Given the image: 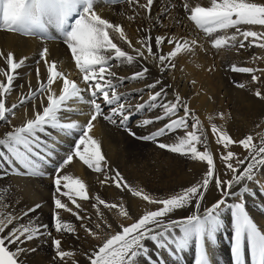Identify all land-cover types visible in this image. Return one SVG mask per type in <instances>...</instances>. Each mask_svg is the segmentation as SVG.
I'll list each match as a JSON object with an SVG mask.
<instances>
[{"label": "snow or ice", "instance_id": "obj_1", "mask_svg": "<svg viewBox=\"0 0 264 264\" xmlns=\"http://www.w3.org/2000/svg\"><path fill=\"white\" fill-rule=\"evenodd\" d=\"M124 2L136 15L140 14V10L150 12L154 6V0H146L144 3L140 0ZM113 3L114 0H0V31L26 37L39 36L45 41L61 38L85 86L81 88L76 81L59 71L57 62L48 60L50 52L45 47L40 51L39 58L44 62L46 79L41 76L38 67V87L35 90L29 87L27 94H21L19 103L8 106L6 100L8 94L14 90V80L19 75L17 70L25 66L27 58L14 62V54L7 53V71L0 69V75L6 77L5 82H0V122L3 125L10 124L9 117L15 116L13 109L29 103L33 104V115L20 126L12 125L9 130L0 132V162L4 164V167L0 168V179L10 174L28 179L41 178L48 175L49 165H57L54 168L57 175L53 184L59 196L54 198L55 210L52 217L57 234L77 231L72 223L61 219L62 212L71 213L80 221L87 219L59 198L67 197L77 209H80L81 205L77 203L76 198L81 201L89 200L86 185L81 180L59 175L61 169L70 164L74 157L92 171L103 173L101 184L113 183L117 189H126L132 197L139 198L147 205L157 206L154 210H146L138 218H133L123 203H107L99 196L95 197L96 203L92 204V207L96 209V215L101 219L104 217L98 205H103L109 211L115 210L113 215L117 216V227L120 230L115 231L111 222L103 221L106 228L112 229L115 234L107 235L102 243L87 254L90 264H140L141 260L144 264H165L163 254L176 259L179 264L178 258L191 248H194V264H213L210 251L217 243L218 233L223 229L225 212H230L232 219V264H246V246L250 264H264V232L246 210L245 203L257 188L264 192V177L261 176V173H264V131L256 134L258 142L252 134L237 141L227 131L215 124L211 125L215 143L222 146L220 160L227 174L222 177L217 174L214 154L208 149V137L204 134L200 120L178 93L173 94V100L162 99L168 94L167 86L162 84L161 79H154L145 85L148 90L146 101L137 103L134 108L127 104L128 98L117 90L123 85L125 78L118 77L116 72L111 70L114 66L125 63L134 65L138 58H151L163 72L175 67L172 61L178 54L192 52L196 40L181 42L167 35H157L154 38V51L153 38L148 35L138 39L136 44L139 47H134L120 24L102 18L96 10L99 6ZM183 8L187 20L210 39L213 49H240L252 46L264 49V0H208L207 6H201L200 3L190 6L188 2H184ZM168 10L163 9L164 12ZM144 18L149 17L146 15ZM127 19L132 21L134 17L129 15ZM151 27L150 24L149 30ZM112 32L118 34L119 39L126 43L135 55L128 54L114 43L110 36ZM165 43L173 47L166 54H161ZM230 70L233 73L251 74L253 84L260 81V76L255 73H264V69L236 65H232ZM149 73V68L142 67L127 79L145 80ZM236 87L243 89L246 85L237 83ZM254 94L264 100V94L259 88ZM142 96L143 93L141 99ZM37 98L41 101L39 106L35 104ZM77 103L90 106L87 111L90 118L86 124L73 121L66 115L68 112L85 114L83 109L76 111ZM149 109L162 111L154 118L143 119L140 127L159 121L166 122L148 135L137 136L127 127L130 116L133 110L138 114ZM181 109L183 115H179ZM98 118L112 125H119L129 136L156 143L158 148L169 153L205 163L206 172L202 179L193 185L163 198L149 194L142 188L132 187L118 170L111 169L114 175L109 176L107 162L101 154L98 141L90 135L94 127L93 122L98 121ZM262 125L264 122L256 127L261 128ZM178 130H183L184 135H175ZM73 136H78L74 148L62 160L56 159L60 143ZM163 137H168L169 141L174 137L175 142H158V138ZM233 145H238L244 150L243 158H239L231 150ZM198 146H203L202 150ZM62 182L63 187L71 189L74 195L69 191H61ZM213 190H218L220 196L201 212L202 202ZM9 192L10 186L0 183V264H27L24 257L35 249L26 245L51 233L46 231V225H41L36 217L30 215L36 212L40 205L5 211L12 207V203L7 199ZM188 208H195V211L185 217L176 216L177 212ZM124 220L132 222L125 224ZM79 227L88 235L101 239L97 232L85 223H81ZM95 227L104 231L101 223H97ZM149 244L157 250V256H153ZM51 245L57 264L72 255L71 251L62 250V241L59 238L52 237Z\"/></svg>", "mask_w": 264, "mask_h": 264}, {"label": "bare ground", "instance_id": "obj_2", "mask_svg": "<svg viewBox=\"0 0 264 264\" xmlns=\"http://www.w3.org/2000/svg\"><path fill=\"white\" fill-rule=\"evenodd\" d=\"M140 2L144 3L146 2V0H140ZM184 2H188L190 6H195L196 3H200L201 6H207L208 4V0H154V6L150 10V12L146 13L144 10H140V14L136 15L128 6V4L124 2V0H114L113 4L108 6H99L96 10L98 11V14L102 16V18H106L112 23L120 24L125 30L126 37L131 41L134 47H139V45L136 44V41L138 39H141L148 35L153 38L152 43L154 51V38L157 35H167L170 38L179 39L181 42H183L184 40H196V44L193 46L192 52H181L180 54H178V56L176 58H173L172 61L175 67H170L163 72H161L160 68L157 67L156 61L152 60L151 58H149L148 60L138 58V61L135 62L134 65H127L125 63L123 65L114 66L111 70L116 72L118 77L125 78L123 85L117 90L128 98L126 102L127 104L133 105L134 103L136 105L135 102L139 101L140 103L146 101L148 99V90L145 88V85L157 78L162 80V84L164 86H167L166 91L168 95L166 98L162 99L173 100V94L178 93L182 97L184 102L188 104L192 112H194L197 118L200 120L201 125L204 129V134L208 137V149L214 154V163L216 164L218 169L217 174L225 177L227 174L220 160L222 146H219L215 143V137L211 133V125L215 124L217 127L227 131L231 135V137L237 141L248 134H252L258 142L259 138L256 136V134L260 131H264V125H262L261 128H257L256 126L264 122V118L261 119V117H264V106L260 110V118L254 120L250 118H244V120H231L226 122L221 121L219 123H213L207 117V107L209 102L214 99L217 102L218 107L223 112L232 109V105L229 103V100L226 97V93L228 91L237 93L235 89L236 84L240 83L244 77L251 76V74L233 73L230 70L231 66L236 65L252 67L255 69H264V49H256L255 46L240 49H213L210 44V39L205 37L202 32L196 29L195 26L187 20V14L185 12V9L183 8ZM165 8H168L169 10L167 12H164L163 9ZM129 15H132L134 17L132 21H129L127 19ZM146 15L149 17L148 19L144 18ZM150 24L152 25V27L149 30ZM110 36L113 39V42L121 47L122 50L126 51L130 55H135V52H133L126 43L119 39L118 34L112 32L110 33ZM247 43L248 42L246 41L245 44L247 45ZM45 47L48 48L49 51H52L51 61L57 62L58 70L64 73L69 79L78 82L81 88H84L85 86L81 82L80 73L75 68L74 62L71 60L70 52L66 48V45L62 42L61 38L56 37L45 41L39 36L26 37L18 34L0 31V54H2L0 55V58L4 60L7 53L12 52L14 54V60L16 62H19L18 58L21 57L22 52L29 50L32 51L33 48L43 49ZM172 47L173 45L165 43L162 46L161 54H166L172 49ZM251 52H256V56L259 57V59H250L248 56L251 55ZM30 55L31 54H29V56ZM145 55H147V53H145ZM32 63L33 61L26 62L25 67H31L30 65H32ZM36 66L31 68L35 71V76L32 77V79L30 78L27 69H22L19 71L16 82L20 84V87L18 88L16 96L10 94L7 97L6 104L8 106L13 103H19L21 94H27L29 87H31L33 90L38 87V67L40 69L41 76L46 79V68L44 66V63L37 64ZM142 67H147L150 70L147 79L136 81H129L127 79V77H130ZM255 74L260 76L259 83H264V73L257 71ZM142 93L143 96L141 99ZM208 94H210L209 98L207 96ZM85 95L87 94L85 93ZM40 102V98H37L35 104L39 106ZM44 103L46 104V99L44 100ZM195 103H197L196 107L190 106L191 104ZM89 107L90 106L88 105L77 103L75 105L76 111L79 112L81 109H83L85 114H73L72 112H68L66 113V115L71 120H75L82 125L86 124L87 120L90 118L87 115ZM13 111L15 113V116L9 117L11 121L10 124L3 125L2 122H0V132L9 130L12 125L20 126L23 122L26 121V119L32 118L33 104L29 103L25 106L19 107L18 109H13ZM179 115H183V109L180 110ZM145 116H147V114ZM141 119L135 117L134 113H132V115L130 116L129 121L131 123L133 122L131 127L133 128V132L136 129L140 130V128H143L139 126ZM165 122L166 121H161L159 125L161 126V124L163 125ZM97 123L102 126L103 131L105 129L106 131H111L110 128L123 129L124 131V128L120 127L119 125H112L104 121L102 118H98V121L93 122L94 127H96ZM189 123H191V121H189ZM148 128L150 129L151 127ZM113 129L112 131H114ZM155 129L158 128L155 127ZM188 130L190 131L191 129L189 128ZM145 131L143 129V132ZM141 132L137 133V135H140ZM90 135L93 139L98 141L101 154L104 159L105 157L111 158L113 153L108 149V146L105 144L102 136L95 132L93 129L91 130ZM142 135H146V133ZM175 135L183 136L184 131L178 130ZM75 139H78V136L69 137L67 140H64L60 143V146L57 148L58 157L56 159L62 160V158H65L66 155L69 154L70 150L75 146ZM173 140H175L174 137ZM163 142H168V137H165ZM148 143H151V141H149ZM154 145L156 144L154 143ZM150 146L151 145L149 144H145V148H148ZM156 147L157 146H155V148ZM202 147L203 146H198V148H200L201 150ZM162 150H164L165 152H163ZM162 150H158L159 154H146V158L141 159L137 163V165H135L131 169L126 170L125 179L130 183L132 187L142 188L149 194H154L158 197L163 198L165 195L176 194L179 191L183 190V188L191 186L202 179L203 174L206 172L205 163L193 161L190 158L182 157L178 154L169 153L165 149ZM231 150L236 153L239 158H243V155L245 154L244 150L241 149L238 145H233ZM144 151L147 153L148 150ZM165 156L173 157L174 159L170 161L168 158H165ZM105 161L107 162L108 167V161L106 159ZM233 162H235V160ZM56 166L57 165H49L47 168L48 175L41 178L28 179L10 174L6 178L0 179V183L10 186V188L18 187L21 190L22 195L27 197L28 199H35L37 194H40L42 198H45L46 200H48V202L53 204L54 198L59 196L58 193H56L55 185L53 184V180L57 175L54 171V168ZM3 167V162H0V168ZM102 167H104L103 162ZM92 173L95 172L92 171V169L88 168L87 165H84L83 162L76 157H74L73 161L70 164L61 169L59 173V175L61 176L68 175L72 179L81 180L86 185V189L89 194V200L81 201L76 198L77 203L81 205L80 209H77L75 205H73L72 202L68 200L67 197H59L62 201L68 203L69 208H71L73 211L78 212L81 216L87 218L84 221H80L70 213L66 222L78 224L85 223L87 227L97 232V234L101 238L98 240L93 236L88 235L84 230H81L79 227H77V231L74 233L73 238L78 242L79 252L81 254H84L85 256H87V254H89L95 246H98L100 243H102V240L106 239L107 235L115 234V231L120 230L117 227V216L113 215V211L115 210L109 211L108 209H105L103 205H98V207L104 213L103 219H99V217L96 215V209L92 207V204L96 203L95 197L99 196L107 203H123L133 218H138L146 210H154L157 207L154 205H147L145 202L139 200V198L132 197L126 189L124 191H121L120 189L112 187L107 183L101 184L100 180L97 177L91 175ZM109 173L110 172L108 169V174ZM261 176L264 177V174H261ZM61 191H69L70 194L74 195V193L71 192V189H65L63 187V182L61 184ZM46 192H55V194H53V196L46 195ZM219 196L220 192L218 190H213L212 192H210L207 195V198L202 202L200 211L202 212L204 207L210 206L211 202ZM8 200L12 203V208L15 210L24 208L25 200L22 196H12V194H10ZM36 203H39V201H37ZM245 203L246 210L250 213V216L258 225L259 229L264 232V192L259 191V189L257 188L254 191V194L249 196ZM194 211L195 208H188L183 212H177L176 216L185 217ZM105 220L113 224V228L115 231L106 228V225H104L103 223V221ZM123 222L125 224H129L132 221L124 220ZM97 223H101L104 231L96 229L95 226ZM50 231L52 232L54 231V229H51ZM231 236V214L230 212H225L223 219V229L218 233L217 243L210 251L213 264H232L230 253ZM153 250L154 248L152 249V252ZM155 253L157 254V250H155ZM192 254L193 252H190V255ZM181 255L183 257L180 256L178 258L179 264H183L184 262V259L181 258H186V264H191L189 260L192 261L193 255L190 256L187 254V252L186 255L185 253ZM245 257L246 264H250V255L248 254L247 246L245 248ZM74 258L78 259L77 257ZM74 258H69V261L75 262ZM24 259L27 261V264H30L26 257H24ZM162 259L165 261V264H177V260L169 257L167 254H163ZM61 263H66V260L62 261ZM82 264H90V261L87 260ZM140 264H144V262L142 261V263Z\"/></svg>", "mask_w": 264, "mask_h": 264}, {"label": "rangeland", "instance_id": "obj_3", "mask_svg": "<svg viewBox=\"0 0 264 264\" xmlns=\"http://www.w3.org/2000/svg\"><path fill=\"white\" fill-rule=\"evenodd\" d=\"M256 30H258V26H256ZM255 48L259 49L257 47H255ZM35 50L36 51L38 50V51L36 52ZM41 50L42 49L33 48L32 51L29 50V51L22 52L21 57L18 58V61L22 58H27L25 63L30 62V61H33V63H32V65H30L31 67L23 66L21 69H18L17 72L19 73L20 70L27 69L28 74H29L30 78L32 79V77L35 76V71H34V69H31V68L35 67L37 64L44 63L43 61L41 62L40 58L38 57ZM49 52H50V55L48 56V60L51 61L52 51H49ZM256 52H251V55L248 57L250 59H254V57H257ZM261 53H262V51H261ZM29 54H31V55L29 56ZM37 61H39V63H37ZM14 62H16V61L14 60ZM0 69H4V71H7L6 61L2 58H0ZM12 74L16 75V73H12ZM5 81H6V77L4 75H0V82H5ZM240 83L245 84L246 87L243 89L235 87L237 93H235L233 91H228L226 93V95H227L226 97L229 100V103L232 105V109H229V110H226L223 112L218 107L217 102L214 99L209 102L208 107H207V114H208L207 117L208 118L211 117L210 120L213 123H215V122L219 123L221 121L226 122V121H231V120H244V118H250V119L254 120V119L261 117L260 110L264 106V100H261L258 97H256L254 93L259 88L261 93L264 94V83H261V82L259 83V81H258L257 83L253 84L251 82V76L244 77ZM14 86H15L14 90L10 94H12L13 96H16L18 88L20 87V84H18L16 82V79L14 80ZM10 94H8V96ZM207 96L209 98L210 94H208ZM130 102H132V101H130ZM135 103L137 104V103H139V101L135 102ZM132 106L134 108L135 104L133 103ZM190 106L196 107L197 103L191 104ZM160 112H161V110L149 109L146 112H140L138 114L135 113V111L133 110L132 113H134L135 117H137L139 119H141V115H142V119H141V121H142L143 118H149V117L153 118L156 115H158ZM144 114L145 115L147 114V116H145ZM143 116H145V117H143ZM262 118H264V117H261V119ZM73 121H75V120H73ZM159 123H161V121L156 122V124H153V125L154 126L156 125L155 126L156 128L163 126L162 124L160 126ZM132 124H133V122L131 123L130 121H128V123H127L128 128H130L131 130H133V128H131ZM153 125L146 126L147 129H146V127L145 128L143 127L142 129L140 128V130L136 129V130H134V132L137 134V133L142 131L141 134L137 135V136H142V134H144V133H146V135H147L150 130L151 131L157 130V129H155V127ZM148 127H151V128L153 127L152 128L153 130L151 128L149 129ZM112 129L110 128L111 131H106V129L103 131L102 126L99 123H97L96 127L93 128V130L95 132H97L98 134H100L102 136L105 144L108 146V149L110 151H112V153H113L111 158L105 157V159L108 161V169L110 172L108 174L109 176L114 175V172H112L111 169H115V170H118L121 173V175L125 178L126 170L131 169L132 167L137 165V163L141 159L146 158V154H151V155L159 154L158 150H162V149H159L158 147L155 148L156 145H154V143H152V142L148 143L149 141L146 142V141L137 139L133 136H129L128 132L126 130L123 131V129L115 128V129H113L114 131H112ZM116 129H118V130H116ZM143 129H144V131L146 130L148 132H146V131L143 132ZM150 132H149V134H150ZM164 138H159L160 139V140L158 139L159 142H163ZM168 142H175V140L172 139L171 141H169V139H168ZM145 144H149L151 146L148 148H145ZM144 150H148L147 153ZM162 151L165 152L164 150H162ZM165 158H168L170 161H172L174 159L173 157H167V156H165ZM261 174L263 175L264 173H261ZM91 175L97 177L100 181H102L104 179L103 173H96L95 172V173H92ZM107 184H109L112 187H115V185L113 183L109 182ZM10 194H12V196H18L19 195V196H22L24 198L25 205H24L23 209L34 207V205H40V207L36 210V212L30 213V215L36 217L38 219V222L41 225H46L47 226L46 231H49L51 233V235H45L41 239L33 240V241L29 242L28 245H26L27 247H31V248L35 249L34 251L30 252L26 256V258L28 259L30 264H57V258L54 255V248L51 245V238L52 237H56V238L61 239L62 250H67V251L72 252L71 256L65 258L66 263L60 262V264H82L83 262H86L88 260V258H86L87 256H85L84 254H81L79 252L78 242H77V240H75L73 238L74 233L57 234L55 232V230L52 232L50 231L51 229H54V222L52 220L53 213L55 210L54 209V203L52 204V203L48 202V200H46L45 198H42L40 194H37L35 199H28L27 197L22 195V192L18 187L17 188H14V187L10 188V192L7 195V199H9ZM53 194H55V192H53V193L46 192V195L53 196ZM0 199H2V196H0ZM37 201H39V203H36ZM62 202H64V201H62ZM64 203H66L68 205L67 202H64ZM68 207H69V205H68ZM12 210H13L12 207L5 209V211H12ZM41 213H46V214H41ZM69 214L70 213L62 212L61 213V219L64 222H66L68 217H69ZM25 219H27V218H25ZM72 224L77 229V227H79V225L81 223L80 224L72 223ZM80 229L84 230L83 228H80ZM149 246H150V248H152L151 244H149ZM155 250L156 249L154 248V250L152 252L153 256L154 255L157 256V254L155 253ZM193 250H194V248H191V250L189 249V251H187L188 255H190V252H193V254H192L193 256L190 255V256H192V261L189 260V262H191V264H194V251ZM185 255H186V252H185ZM74 257H77L78 259H75ZM69 258H74L75 262H70ZM181 259H184L183 264L187 263L186 258H181ZM142 261L143 260H141L140 263H142Z\"/></svg>", "mask_w": 264, "mask_h": 264}]
</instances>
